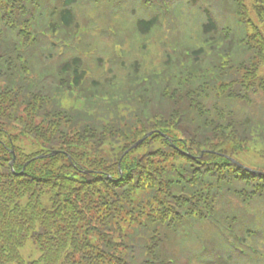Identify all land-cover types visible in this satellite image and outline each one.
<instances>
[{
  "label": "trees",
  "instance_id": "16d2710c",
  "mask_svg": "<svg viewBox=\"0 0 264 264\" xmlns=\"http://www.w3.org/2000/svg\"><path fill=\"white\" fill-rule=\"evenodd\" d=\"M56 1L0 0V122L6 123L12 139L19 138L34 152L22 153L10 141L0 140V264H230L233 259L236 264H264V119L257 122L251 116L254 107L264 115V103L255 104L251 97L247 105L251 100L245 99L246 113L236 119L231 101L219 89L220 100L229 104L197 127L185 120L178 124L180 116L173 110L152 109V117L138 124L158 120L156 131L164 133L145 161L130 157L143 141L116 161L93 158L100 139L116 141L119 136V142L130 144L138 140L136 114L159 99L158 91L151 92L158 88L154 84L173 80L172 66L181 61L176 64V57L201 61L209 53L217 58L221 48L215 46L223 35L206 41L207 50L203 41L220 33L214 15L202 8L200 38L192 45L186 29L181 39L173 36V44H159L160 66L133 81L132 91L116 100L115 80L108 84L110 91L106 77L91 78L81 45L86 33L100 30L99 19L124 13L129 0ZM131 1L132 14L142 12L125 20L136 39L149 34L161 14H172L169 0ZM149 7L158 12L147 14ZM252 9L260 16L264 1L253 0ZM262 41L263 37L256 41L247 35L242 44L258 66L264 64ZM178 48L188 52L174 53ZM115 59L120 65L125 62ZM133 66L137 69V62ZM140 88L145 92L139 93ZM250 93L264 99V82L253 85ZM117 104L120 116L112 113ZM1 135L8 138L6 132ZM45 152L47 156L36 158ZM170 171L182 180L179 187L161 182ZM141 180L148 183L144 186ZM95 185L113 196L112 206L118 204V213L128 217L124 232L119 221L110 220L113 213L92 214L101 196ZM205 198L211 199L209 223L195 228L203 217ZM213 205L222 217L215 215ZM147 216L155 226L152 230L144 224ZM162 228L163 238L153 239ZM185 237L191 245L176 259L177 252L167 245ZM31 245L38 255L26 257Z\"/></svg>",
  "mask_w": 264,
  "mask_h": 264
},
{
  "label": "rangeland",
  "instance_id": "374dc122",
  "mask_svg": "<svg viewBox=\"0 0 264 264\" xmlns=\"http://www.w3.org/2000/svg\"><path fill=\"white\" fill-rule=\"evenodd\" d=\"M252 1L253 0H196V3L193 4V0H169V4L167 5L170 8L168 11L174 15L167 12H165L166 14H161V20L156 27L152 29L149 34L143 36V38L136 39L137 36L135 37L132 32V24L125 22V20L132 21V19L134 20L136 16L142 12L140 11L136 14H132L134 3L129 0L124 3L126 6V11L124 13L113 14V18L110 17L103 20L104 27L102 29L98 31L92 30L84 35L81 50L86 63L91 66V78L103 80L106 77L105 87L110 91L111 89L108 86L113 84L111 80H115L116 84L113 86V90L117 93V96H114V98L118 100L124 98L128 92L132 91L133 81H136V79L140 80V78L145 75V72H151L153 69L160 66V57L162 56L163 47H159V44H166L165 41L167 40H169V43L173 44L175 41L173 36L175 35L176 38L181 39L179 35L180 32H185L184 29L187 30L188 34H185L191 45L192 42L195 43V41L200 38V36H198V31L202 21H204L202 8H208L218 21L220 33L214 36H208L203 40L206 44V41L212 40L215 36L218 37L223 35L222 40L217 42L215 46L216 48H221L217 54V58L208 57L209 53L203 54L201 61H194L191 58H187V55H181L179 58L175 56L176 64H178L180 59L181 61L180 64L172 66L171 70L175 71L172 73L173 80L169 84H154V86H158V88H154L151 92L158 91L156 96H158L159 99L150 102L136 114L135 120L137 122L133 121L136 123L134 138H143V142L139 145L137 150L130 154V157L135 155L139 157V160L145 161V158L149 156L150 147L156 142H159V135L164 133L156 131L159 124H161L158 120H151V122L149 121L145 125L138 124V122L145 123L147 117H152L150 113L152 109H158L163 112L173 110L180 116L178 124L182 126L185 120L195 124L197 127L203 124V122H208L212 120V118H215L216 114H221L223 111L222 105L224 103L229 104L227 101L222 102L220 100L217 94L219 89L224 91L227 95L225 98L227 100L229 98L231 101V107H233L235 113L238 114V116L235 117L236 119H239L241 114L244 116L246 113L244 110L245 99L248 98L251 100L247 105L252 104L251 97H254L253 102L255 104L264 103V99L261 95L254 96L250 93L253 85L260 81L264 82V78L262 79L264 75V64L258 66L256 57L242 47L245 37L251 35L256 41H258L260 37H263L261 44L264 48V11L260 16H257L253 12ZM110 9L113 11V7H110ZM154 11L158 12V9L152 10L150 7L146 9L147 14L153 13ZM106 22L113 24L114 29L109 39L104 38L102 40L99 36L104 34L108 24ZM96 29H99V27ZM196 44L199 43L196 42ZM207 49L208 45L206 44V50ZM172 50L176 54H181L183 51L188 52V49L180 50L178 48ZM208 52H211V50H208ZM150 54L151 57L148 56ZM115 57L119 60L125 59L124 64L120 65ZM146 57L150 58V60L148 61ZM135 62L138 64L137 69L133 66ZM105 69H109V72L106 73ZM128 75H132L133 77L130 78ZM107 80L110 82L108 83ZM99 87H101V85ZM138 92L142 93L145 91H141L140 88ZM172 95H174V97H171ZM84 102H87V100L85 99ZM134 103H138V101L134 100ZM112 113L120 116L118 104ZM251 116L253 120L257 122L264 119L263 113L257 107L252 109ZM2 132L8 133L9 139L3 137L1 135ZM118 138L116 141H113L109 137L100 139L98 144L99 150L93 158L97 161L101 160V162H104V160L105 162H110L116 161L118 158L120 159L123 153L128 151L132 144L127 141L119 142ZM0 140L3 143L10 141V146L17 151H22V153H27L28 155L34 153L32 150L33 148L19 144L16 138L15 140L12 139L8 126L6 123L4 124L2 122H0ZM125 140L129 139L126 138ZM23 146H25V148H23ZM47 153L48 152H45L44 154ZM243 160L249 163L247 159ZM126 162H128L127 159ZM184 166L189 168L188 165ZM166 169L167 167H164L163 171ZM201 174L206 175L203 170ZM161 182L171 187H179L182 180L175 171H170L161 176ZM137 183L138 181L135 182V184ZM139 183H143L145 186L148 182L147 180H141ZM95 188L101 191V193ZM95 188L93 187L101 196L92 214L97 215L102 211L109 214L113 213L110 220L114 222L119 221V227L121 231L124 232L127 226V222H124V220H127L128 217L126 215L121 216L120 213H118V204L115 208L112 206V203H115L114 200H112L113 196L108 193H103V190L96 185ZM140 192L142 191L136 193L137 199H140L137 195ZM210 201L211 199L208 200L205 198L201 204L203 217L199 219L195 228H200L202 224L209 223L208 209L210 208ZM233 202H236V200H233ZM142 204L143 203H140L139 207H141ZM137 209L135 210L136 212L138 211ZM212 211L216 213L215 215L218 217H222V213L218 212L217 206L213 205ZM144 224L150 230L155 227L149 216L146 217ZM106 227L110 226L107 225ZM163 228L156 237L152 236V238H163L165 234ZM105 235L110 237L107 231ZM111 236L115 237L116 234L114 233ZM191 241L188 237H185L183 239H176L173 245L167 246L170 248V251L173 250L177 252L174 257L178 259L177 257H181L185 253L187 254V251L184 250L190 247ZM193 244L196 245L197 243L194 242ZM132 247L133 246H129L130 249ZM196 249L197 247L195 246L194 250ZM24 254L26 257H35L38 255V252L35 250L34 246L31 245L25 249ZM230 264H236V259L230 261Z\"/></svg>",
  "mask_w": 264,
  "mask_h": 264
}]
</instances>
